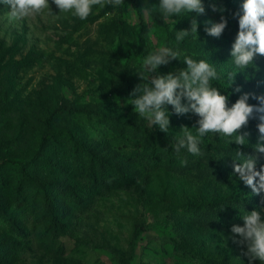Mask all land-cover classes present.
Listing matches in <instances>:
<instances>
[{"label": "rangeland", "instance_id": "374dc122", "mask_svg": "<svg viewBox=\"0 0 264 264\" xmlns=\"http://www.w3.org/2000/svg\"><path fill=\"white\" fill-rule=\"evenodd\" d=\"M243 2L203 0V14L169 22L140 10L160 0L96 5L86 20L59 13L53 0V13L12 20L11 6L0 2V162L6 160L0 165V264H249L247 247L231 228L244 225L246 212L264 218V193H252L234 173L232 154L257 155V170L264 166V154L252 147L260 114L237 133H248L247 145L229 146L209 133L199 157L186 149L177 154L162 140L180 135L182 126L195 135L197 115H177L168 105L165 133L126 103L143 82L135 68L150 51L169 46L213 64L221 75L213 86L228 96L229 107L244 94L258 105L253 95H264V56L257 54L255 67L238 72L231 86L226 78L239 31L234 14H243ZM213 4L225 11H213ZM221 16L227 20L223 33L207 35L206 22ZM192 18L198 39L178 43L175 30L190 29ZM184 68L177 59L157 72ZM139 125L161 134L154 147L143 139L144 128L134 130ZM47 128L72 130L77 154L66 142L48 141L28 166L46 194H38L32 181L20 190L18 163L31 160ZM154 152L161 159L152 166Z\"/></svg>", "mask_w": 264, "mask_h": 264}, {"label": "clouds", "instance_id": "9594fccd", "mask_svg": "<svg viewBox=\"0 0 264 264\" xmlns=\"http://www.w3.org/2000/svg\"><path fill=\"white\" fill-rule=\"evenodd\" d=\"M0 2L11 6L8 15L12 20L36 16L45 9L52 12L48 0H0ZM124 2L125 0H53L59 13L71 12L80 20H86L92 14L93 6L118 7ZM128 7L131 10L135 9L129 5ZM211 7L213 11H225L223 8L218 9L215 4ZM140 10L149 18L154 12H158L163 22H169L173 17L183 18L191 13L203 14L205 7L203 0H160L158 6L145 3ZM242 13L234 14L239 17V31L230 53V61L234 68L227 73L229 86L234 82L238 72H243L249 66L255 67L254 57L257 54L264 56V0H244ZM176 23L177 21L173 22V29ZM206 23L211 26L205 27V32L212 37H219L227 26V20L223 16L218 23L210 21ZM189 36L198 39V21L195 18L191 19L190 29L175 30V40L178 43ZM177 59L182 61L186 68L163 75L157 72L161 65H167ZM135 70L143 82L134 87L126 103L133 106L139 117L147 119L152 126H158L165 133L170 129L171 113L168 111V105L172 106L177 115L191 112L199 117L196 121L198 127H193L196 129L195 135L187 126H182L181 134L174 137L175 143L171 147L177 154L186 149L194 156H204L205 153L201 149L202 138L209 133L223 137L224 143L229 146L233 142L240 146L247 145L248 133L243 135L237 133L248 124L254 112L260 114V123L257 125L260 135L252 147L256 154H264V95H253V98L258 100V105L248 104L249 94H244L229 107L228 96L222 95L219 88L213 86V81L221 79L213 64L204 59L197 61L179 47H157L143 58ZM182 100H186L187 103H182ZM232 157L233 170L239 179L251 188L252 193L257 195L264 193V166L257 170L258 156L245 155L242 151L235 150ZM237 161L239 163H236ZM181 163L186 165L187 161ZM241 218L244 225H233L231 232L240 237L238 243L246 245L247 251L243 254L248 257L249 264L256 260L264 264V218L257 210L246 212Z\"/></svg>", "mask_w": 264, "mask_h": 264}, {"label": "trees", "instance_id": "16d2710c", "mask_svg": "<svg viewBox=\"0 0 264 264\" xmlns=\"http://www.w3.org/2000/svg\"><path fill=\"white\" fill-rule=\"evenodd\" d=\"M118 125V124H117ZM134 130H140L141 128H144L141 130V135L143 137V139L145 141L150 140L152 142V146L154 147L156 145V142L159 141L157 140V136H160L161 134H159V132H153L151 131V128L149 129L148 127H143V125H139L137 127H134ZM53 140L55 142L58 143V145H61L62 143L69 144L72 146L73 148V153L77 154V143H76V139L74 138L73 134H72V130H52L50 128H47L40 139V144L37 148V150L34 152V154L31 156V160H27L26 162H19L18 163V167L16 168L18 175H19V179L17 181V188H19L20 190L24 189V187H26L28 181H32L33 185H35L37 187V193L41 194V195H45L46 191L45 190H41L43 189L42 185L40 182H38V180L30 174V168L28 167L29 164L32 162V160L39 158L40 155H42V151L44 150V145H46V143H48V141ZM163 140V144L165 143H170L173 144L175 143V140L173 138H171L170 136H166L165 139ZM65 147V145H64ZM160 156L158 155V152H154L153 155L150 158V163L152 164V166H155L156 163H158L160 161ZM167 160H165L166 165L172 166L175 162L174 159L172 157H167ZM0 165H6V160H3L2 162H0ZM40 187V188H39Z\"/></svg>", "mask_w": 264, "mask_h": 264}]
</instances>
